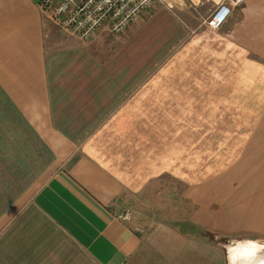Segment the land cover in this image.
I'll use <instances>...</instances> for the list:
<instances>
[{
    "label": "crops",
    "instance_id": "crops-1",
    "mask_svg": "<svg viewBox=\"0 0 264 264\" xmlns=\"http://www.w3.org/2000/svg\"><path fill=\"white\" fill-rule=\"evenodd\" d=\"M40 1L0 0L2 142L29 132L50 155L19 213L1 215L0 264L62 263L54 239L27 225L32 213L95 264H222L217 246L176 225L117 218L164 176L183 184L193 226L264 236V0L233 6L219 28L204 19L221 0L155 4V23L170 18L166 52L128 97H83L104 80L84 85L69 55L57 67Z\"/></svg>",
    "mask_w": 264,
    "mask_h": 264
},
{
    "label": "rangeland",
    "instance_id": "rangeland-1",
    "mask_svg": "<svg viewBox=\"0 0 264 264\" xmlns=\"http://www.w3.org/2000/svg\"><path fill=\"white\" fill-rule=\"evenodd\" d=\"M169 11H171L169 13L171 18L173 12L177 14L174 9ZM153 15L152 10L143 13L118 33L102 30L93 40H82L58 27L51 19L45 18L46 41L49 44L47 50L57 53L55 61L59 68L63 67L66 62L64 59L69 55V62H73L77 66L78 73L84 75L81 76L84 85L93 83L98 75L102 76L104 81L98 86L91 84L89 88H83V97L86 95L92 97L98 88L100 90L104 88L106 97H128L130 86L135 82L140 84L141 79L151 72L166 52L168 38L164 39L162 35L170 27V18L163 17L155 23ZM154 25L156 29L153 28ZM161 25L165 28H161ZM135 32L137 35L131 36ZM130 63L133 65L132 69H126L125 65ZM135 71L136 78L130 80V73L134 74ZM73 73L77 72L74 70ZM86 73L88 74L85 75ZM88 75H90L89 78H87ZM58 88H67V91H70L73 86L70 83L68 86L60 85ZM66 93L64 91L62 97H65ZM67 97L72 95L68 94ZM1 100L4 101V98L0 97V223L3 220L1 215L10 205L18 204L16 215L23 208L24 204L22 206L21 203L24 202L23 197H27V194L39 184V182H33L34 179L36 180L39 176L44 178L48 171L45 170V166L50 158L48 151L29 132L26 134V139L30 138L31 141L27 143L18 133L6 134L7 138L13 137V142H2L1 132L4 125L1 123V116L4 112H9L7 110L9 106L7 103L2 105ZM182 190L183 184L164 176L152 182L143 193L138 194V197L131 202H127L124 207L129 208L132 215L136 214L143 219L148 218L149 224L155 225L162 221L169 225H176L181 231L182 229L194 231L195 233L188 234L200 237L218 247L222 264H228V259L231 264V250L241 241L254 240L264 244V236L255 234L240 233L222 236L202 228L200 231L195 230L188 220L191 206L182 198ZM16 215H11V219ZM27 225L41 227L46 234L45 237L54 239L52 249L59 252L58 259L62 261L61 264H95L84 251L73 246L63 233L39 214L32 213ZM26 230L28 233V229Z\"/></svg>",
    "mask_w": 264,
    "mask_h": 264
},
{
    "label": "built area",
    "instance_id": "built-area-1",
    "mask_svg": "<svg viewBox=\"0 0 264 264\" xmlns=\"http://www.w3.org/2000/svg\"><path fill=\"white\" fill-rule=\"evenodd\" d=\"M247 0H221L204 19V24L219 28L230 15L232 7ZM168 8L169 0H41L40 8L63 30L83 40L92 39L100 29L118 33L155 4ZM131 211L121 207L117 218L129 220Z\"/></svg>",
    "mask_w": 264,
    "mask_h": 264
},
{
    "label": "bare ground",
    "instance_id": "bare-ground-1",
    "mask_svg": "<svg viewBox=\"0 0 264 264\" xmlns=\"http://www.w3.org/2000/svg\"><path fill=\"white\" fill-rule=\"evenodd\" d=\"M263 245V243L260 244L258 242L250 240L247 242L241 241L236 247L231 250V264H245L246 261V264L248 262L250 263V259L254 260L256 257H258V252H261L262 248H264ZM243 257L244 259H242Z\"/></svg>",
    "mask_w": 264,
    "mask_h": 264
},
{
    "label": "water",
    "instance_id": "water-1",
    "mask_svg": "<svg viewBox=\"0 0 264 264\" xmlns=\"http://www.w3.org/2000/svg\"><path fill=\"white\" fill-rule=\"evenodd\" d=\"M260 244H262V243H260ZM264 246V245H263ZM258 257H256L254 260H249L250 261V263L248 262L247 264H264V248H262V250H261V252H258ZM242 259H244V257L242 258ZM253 259V258H252ZM229 259H228V264H230L229 263ZM232 262V261H231ZM247 262V261H246ZM246 262H245V264H246ZM242 264H244V263H242Z\"/></svg>",
    "mask_w": 264,
    "mask_h": 264
},
{
    "label": "trees",
    "instance_id": "trees-1",
    "mask_svg": "<svg viewBox=\"0 0 264 264\" xmlns=\"http://www.w3.org/2000/svg\"><path fill=\"white\" fill-rule=\"evenodd\" d=\"M192 227H193L195 230H197V231H200V230H201V228H199V227H197L198 229H196L195 226H192ZM203 231H204V230H203ZM182 232H183V233H192V234L195 233L194 231L189 232V231H185V230H183V229H182ZM205 232L207 233V231H205ZM205 232H204V234H205Z\"/></svg>",
    "mask_w": 264,
    "mask_h": 264
}]
</instances>
